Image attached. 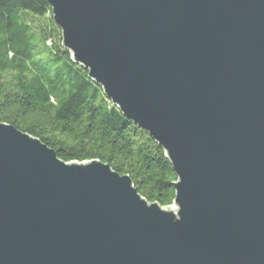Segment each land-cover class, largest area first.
Masks as SVG:
<instances>
[{
  "label": "water",
  "instance_id": "obj_1",
  "mask_svg": "<svg viewBox=\"0 0 264 264\" xmlns=\"http://www.w3.org/2000/svg\"><path fill=\"white\" fill-rule=\"evenodd\" d=\"M71 60L177 175L148 202L0 122V264H264V0H47Z\"/></svg>",
  "mask_w": 264,
  "mask_h": 264
},
{
  "label": "trees",
  "instance_id": "obj_2",
  "mask_svg": "<svg viewBox=\"0 0 264 264\" xmlns=\"http://www.w3.org/2000/svg\"><path fill=\"white\" fill-rule=\"evenodd\" d=\"M87 75L63 47L47 0H0V122L65 162L108 163L148 202L172 205L177 175L165 151Z\"/></svg>",
  "mask_w": 264,
  "mask_h": 264
},
{
  "label": "rangeland",
  "instance_id": "obj_3",
  "mask_svg": "<svg viewBox=\"0 0 264 264\" xmlns=\"http://www.w3.org/2000/svg\"><path fill=\"white\" fill-rule=\"evenodd\" d=\"M45 23H49L48 20H44ZM43 24V22H41ZM59 28V27H58ZM60 30V29H59ZM61 31V30H60ZM62 38V36H61Z\"/></svg>",
  "mask_w": 264,
  "mask_h": 264
},
{
  "label": "bare ground",
  "instance_id": "obj_4",
  "mask_svg": "<svg viewBox=\"0 0 264 264\" xmlns=\"http://www.w3.org/2000/svg\"><path fill=\"white\" fill-rule=\"evenodd\" d=\"M110 100V99H109ZM111 101V100H110Z\"/></svg>",
  "mask_w": 264,
  "mask_h": 264
}]
</instances>
